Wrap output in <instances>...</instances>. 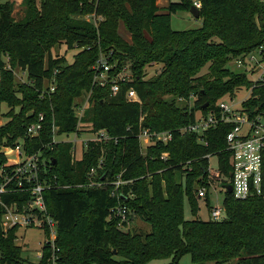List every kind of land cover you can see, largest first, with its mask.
Returning a JSON list of instances; mask_svg holds the SVG:
<instances>
[{
  "label": "trees",
  "instance_id": "16d2710c",
  "mask_svg": "<svg viewBox=\"0 0 264 264\" xmlns=\"http://www.w3.org/2000/svg\"><path fill=\"white\" fill-rule=\"evenodd\" d=\"M20 2L24 7L20 19L13 16L14 2L0 3V115L2 104L9 106L4 113L8 120L0 126V178L7 162L2 145L24 140L28 153L41 151L49 167L43 174L55 177L57 184L45 190L48 210L57 220V264H153L156 259L179 264L186 254L194 264H264L262 198L241 200L227 191L222 219H187L184 213L187 199L197 215L196 186L207 178L211 155L218 156L219 171L231 175V152L225 140L231 125L219 124L207 131V143L196 133L182 131L198 110L215 109L220 98L233 97L242 87L250 89L245 105L264 109V82H254L246 72H234L228 65L264 42V1L199 0L202 26L188 30L174 29L171 15L190 10L192 0L170 1L164 11L157 0ZM87 14L101 19L95 23L85 18ZM121 23L130 40L119 32ZM63 42L69 49L80 48L72 62L65 55L52 54L53 47ZM101 53L112 65L113 76L124 67L132 73L115 95L109 85L95 80L93 66ZM153 62L162 63V69L145 78V67ZM206 66L207 72L201 73ZM16 67L29 79L20 88L14 82ZM45 80L50 84L45 85ZM131 87L141 103L126 99L125 91ZM83 91L90 92V100L82 120L92 124L91 132L105 128L110 139L89 140L81 157L74 159V143L54 141L53 126L60 137L80 132L74 100ZM40 113L43 128L29 137L27 126ZM141 127L169 130L173 138L148 145L142 153ZM164 153L168 155L163 158ZM95 170L99 173L93 179L107 185L87 187ZM118 175L127 182L119 187L120 195L113 196L110 182ZM1 199L0 264H19V228L6 231L1 221L5 204L21 205L28 194L13 191ZM119 204L127 206L128 218L135 213L151 230L120 228L119 218L112 214ZM43 256L39 264L53 263L52 250Z\"/></svg>",
  "mask_w": 264,
  "mask_h": 264
},
{
  "label": "built area",
  "instance_id": "2783aa9c",
  "mask_svg": "<svg viewBox=\"0 0 264 264\" xmlns=\"http://www.w3.org/2000/svg\"><path fill=\"white\" fill-rule=\"evenodd\" d=\"M264 1V0H260ZM198 8L201 3H194ZM98 19H101L98 17ZM98 19L95 23L98 22ZM264 59V42L258 45L250 52L236 58V64L239 67L256 65ZM98 65L93 66L95 70V80L101 86H110L113 95L121 91V82L130 81L132 78L128 75H112L110 73L112 65L106 57H101ZM264 82V73L261 74L255 82ZM54 78L51 81V90H54ZM125 97L130 102L141 103V98L138 92L133 88L125 91ZM226 97V96H225ZM225 97L220 98L216 103V108L207 113L201 110L195 113L193 122L182 127V131L196 133L203 143L206 141V132L216 127L219 124H230L231 128L226 133V149L231 152L232 171L229 177L223 175L219 170L213 172L210 165L207 178L202 177V182L196 187L195 194L198 199H203L209 210V219L219 220L225 216V206L223 203L210 205V190L218 199L219 189L226 188L224 184L232 185V194L236 199H248L253 196H258L264 200V109L260 106H255L249 109L245 105L244 99L240 106L235 105L232 101L227 102ZM233 99V97H231ZM180 100H185L180 98ZM193 98L189 100V106H194ZM144 119L141 116L140 121ZM44 114L38 115V120L30 122L27 126V135L34 137L40 134L43 128ZM57 126H54V141H72L74 140L59 137L56 134ZM59 137V138H58ZM138 138L141 144L142 153H145L148 145L156 142L167 143L173 138L171 131L154 132L147 128L141 127L138 133ZM146 138L149 143L145 148L142 145L143 139ZM110 139V135L105 128L93 132V136L87 139L106 141ZM24 140H16L14 144H4L1 147L2 153L6 156L7 162L4 164L2 177L0 178V202L1 197L6 193L20 191L28 194V199L20 205L18 202L5 204V211L2 216L1 224L4 230H8L14 226L20 227H40L45 232L51 233V239L48 243L55 251V239L57 233V220L50 214L48 205L45 199V190L56 186L54 178H48L43 173H47L48 163L45 158H42L41 151L28 153ZM85 146V145H84ZM85 146V147H86ZM76 152V148H73ZM168 154L164 153L162 157ZM94 171L91 172V180L89 187L100 188L107 185V182H102L93 179ZM127 181L123 180L119 175L117 179L110 182L114 187L111 194L119 196V187ZM15 184V186H12ZM129 210L125 205H117L112 209V214L119 218V227L124 229L128 223ZM126 223V224H125ZM54 235V236H53ZM52 264H57L56 261Z\"/></svg>",
  "mask_w": 264,
  "mask_h": 264
},
{
  "label": "rangeland",
  "instance_id": "374dc122",
  "mask_svg": "<svg viewBox=\"0 0 264 264\" xmlns=\"http://www.w3.org/2000/svg\"><path fill=\"white\" fill-rule=\"evenodd\" d=\"M6 1L14 2V8H13V16H15L16 19H20L24 16V7L22 6L20 0H0V3H4ZM37 4H40V0H36ZM194 3L198 2V0H192ZM85 18L92 20L94 22L97 21L96 18H94L93 14H87L85 15ZM171 25L176 30H188V29H195L200 28L202 26V18L195 17L192 15L190 10L181 9L178 10L175 13H172L171 15ZM124 29V26H123ZM80 50L78 47H73L69 49L66 45V43H60L57 44L52 49V54L54 56H62L65 55L68 62H72L74 59V55ZM105 53H101L100 57H106L104 55ZM240 57V56H238ZM236 57V58H238ZM233 58L229 62V67L234 72H246L248 77L252 79L254 82L255 80L264 73V59L261 60L260 63H257L256 65H250L246 67H239L236 64L235 59ZM98 65V62L94 64V66ZM163 64L153 62L149 65H146L145 67V78H150L154 76L155 74L159 73L162 69ZM208 70V66L203 68L201 73H206ZM120 75H128L131 76L132 73L129 68H123L122 70L118 71ZM14 74H15V87L20 88V85L25 84L29 81L28 74L26 71L22 70L19 67L14 68ZM50 84V81L45 80V85ZM235 96H233V99L230 96H226L225 99L227 102H233L235 105L240 106L241 102L244 101L247 97L250 96V89L246 87H242L241 89L237 90L235 92ZM89 100H90V92L83 91V93L80 96H77L75 98V110L76 115L80 118L79 128L80 132L77 133H70L62 135L60 139L67 138L74 140L77 138L78 140H75V145L73 148H76V152H73L74 159H79L81 157L84 149L86 146V141L90 137L93 136V132L90 131L92 128V124L88 121H83L82 117L84 116V112L89 107ZM180 101V100H179ZM183 101V100H181ZM181 103V102H180ZM18 110V108H16ZM9 110V106L6 103L2 104V114L0 115V126L4 124L8 118L5 116V112ZM198 113H200L198 111ZM54 129V126H53ZM154 132H162V131H154ZM60 137V136H59ZM58 137V138H59ZM149 141L144 138L142 141V145L146 146ZM86 147H85V146ZM74 150V149H73ZM210 165L213 169V172H216L219 170L218 166V156L217 155H211L210 156ZM98 171L95 170L93 175L94 178L98 175ZM91 176V174H90ZM119 176V175H118ZM109 178H107L108 181ZM89 187V185H87ZM197 187V186H196ZM226 195V191L224 189H219L218 199L216 198V195L210 190V205H215L218 203H223L224 198ZM195 198L198 202V210L197 215H193L191 207L188 203V200L185 199L184 204V213L185 217L187 219L194 218V217H200L201 219L207 220L209 219V210L208 205L203 199H198L196 194ZM131 218H129L126 228H124L125 231L129 230L132 232H141L146 233L151 230V226L144 221L140 216L136 215L135 213L131 212ZM56 233V238L58 237ZM17 244L22 246V259L19 260V264H39L40 260L43 259V255L46 251L52 250L53 251V262L56 259L55 252L53 250V247L50 245L49 247L46 246V244H49L48 241L52 238L50 231L45 232L44 229L40 227H20L17 231ZM54 236V235H53ZM46 246V247H45ZM168 262V259H156L152 263L153 264H165ZM57 263V262H56ZM235 262L225 263V264H234ZM5 264V263H1ZM179 264H194L192 262L190 254H186L182 257ZM205 264H217L215 261H208Z\"/></svg>",
  "mask_w": 264,
  "mask_h": 264
},
{
  "label": "crops",
  "instance_id": "0c3cea01",
  "mask_svg": "<svg viewBox=\"0 0 264 264\" xmlns=\"http://www.w3.org/2000/svg\"><path fill=\"white\" fill-rule=\"evenodd\" d=\"M170 1H174V0H157V4L158 6L164 11V9L169 5ZM199 1V0H198ZM124 24L121 23L120 27H119V32L121 33V35L126 38L127 40L131 39V35L130 33L125 29H123ZM80 158V157H79Z\"/></svg>",
  "mask_w": 264,
  "mask_h": 264
},
{
  "label": "water",
  "instance_id": "95a60500",
  "mask_svg": "<svg viewBox=\"0 0 264 264\" xmlns=\"http://www.w3.org/2000/svg\"><path fill=\"white\" fill-rule=\"evenodd\" d=\"M190 12L192 13V15H194L195 17H200V8H198L195 4H193L190 8ZM209 103H206L205 105H203V108L207 107ZM224 187L226 188V190L228 192L232 191V185L229 183L224 184Z\"/></svg>",
  "mask_w": 264,
  "mask_h": 264
}]
</instances>
